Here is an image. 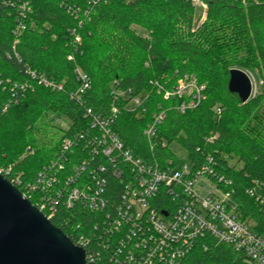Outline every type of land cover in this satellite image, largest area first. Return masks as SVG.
Masks as SVG:
<instances>
[{"label": "trees", "instance_id": "1", "mask_svg": "<svg viewBox=\"0 0 264 264\" xmlns=\"http://www.w3.org/2000/svg\"><path fill=\"white\" fill-rule=\"evenodd\" d=\"M26 1L30 10L23 20L13 5L0 4V170L10 169L2 175L9 181L17 176V188L25 193V186L34 184L57 155L64 175L80 159H88L79 186L82 181L92 184V193L105 202L104 210L82 202L69 209L57 200L53 225L73 243L81 237L89 240L86 249L94 264H113L116 233L102 222L105 213L116 215L124 176L115 177L104 157L92 158L83 141L61 149L65 139L91 133L85 109L106 113L114 105L120 112L113 131L125 148L162 168L165 160L178 163L170 150L173 144L185 150V161L194 168L211 157L217 173L232 181L227 190H233L243 219L252 220L256 232L264 234V215L245 194L255 188L264 195V0H200L202 13L189 0ZM18 19L25 30L16 35ZM76 68L90 81L80 103L71 98L78 86ZM231 69L263 82L246 103L228 90ZM185 76L204 90L196 107L181 112L190 98L164 100L154 84L171 91ZM42 78L61 89L44 86ZM116 92L126 95L116 98ZM139 95L145 97L144 113L127 108L130 96ZM160 112L165 117L150 151L144 128ZM56 122L64 132L58 142L52 136ZM31 194L29 201L37 207L48 197L40 188ZM178 264L249 263L207 236Z\"/></svg>", "mask_w": 264, "mask_h": 264}, {"label": "built area", "instance_id": "2", "mask_svg": "<svg viewBox=\"0 0 264 264\" xmlns=\"http://www.w3.org/2000/svg\"><path fill=\"white\" fill-rule=\"evenodd\" d=\"M189 1L194 5L200 3V0ZM0 4L13 5L18 13L17 17L21 20L25 19V13L30 10L26 0H0ZM19 19L16 35L25 30L24 23ZM75 41L79 42V39L76 38ZM28 73L32 79L36 77L34 72ZM74 75L78 86L71 98L80 103L90 81L88 75L79 68L75 69ZM247 75L251 82L252 98L257 93V87L262 86L263 82L256 84L253 76L248 73ZM40 82L53 90L61 89L44 78L40 79ZM154 85L164 100L171 97H189V101L180 106L181 112L186 108L196 107L203 99L204 86L197 85L192 77L180 78L171 91L165 90L157 83ZM125 95L124 92L115 93L116 98ZM144 100V95L130 96L127 108L132 111L141 109L144 113ZM119 112V108L114 105L106 113L95 112L91 108L85 109L84 116L89 120L91 133H79L73 139H65L61 149L65 152L77 141H83L92 158L104 157L115 177L124 176V190L116 208V215L107 212L102 222L109 231L116 233L114 247L111 249L110 244L105 245L107 250L111 249L112 263L178 264L196 243L208 236L218 244L229 246L249 264H264V234L256 232L252 220L243 219L233 201V190H227L232 181L217 173L213 159L208 157L206 162L197 168L187 161L173 164L171 160H165L162 168L154 159L143 160L125 148L113 131ZM220 112L217 108L216 113ZM164 117L163 112L154 114L152 121L144 128L143 134L150 151L155 148L156 129ZM216 137L215 135L213 138ZM161 145L164 147L165 143L162 142ZM89 163L88 159H80L79 164L72 167V173L64 175V165L57 155L55 160L38 173L34 184L25 186V193L22 194L29 200L31 193L38 188L47 192L48 197L41 198L40 206H34L42 212L48 210L50 215L43 213L49 220L57 200L60 199L69 209L82 202L88 203L89 207L95 210H104L105 202L96 197L97 193H92V184L84 185L85 182L82 181L79 186ZM9 171L10 169L5 172L0 170V174L8 175ZM61 173L63 176L60 178ZM9 182L15 187L20 184L17 176ZM245 194L254 199L258 210L264 215V195L256 192L255 188H248ZM74 244L86 251L87 263L94 264V255L88 254L86 249L89 240L81 237Z\"/></svg>", "mask_w": 264, "mask_h": 264}, {"label": "water", "instance_id": "3", "mask_svg": "<svg viewBox=\"0 0 264 264\" xmlns=\"http://www.w3.org/2000/svg\"><path fill=\"white\" fill-rule=\"evenodd\" d=\"M228 90L246 103L251 95L247 73L231 69ZM0 264H88L86 251L1 174Z\"/></svg>", "mask_w": 264, "mask_h": 264}, {"label": "rangeland", "instance_id": "4", "mask_svg": "<svg viewBox=\"0 0 264 264\" xmlns=\"http://www.w3.org/2000/svg\"><path fill=\"white\" fill-rule=\"evenodd\" d=\"M194 6H196L198 13H202L204 7L202 6L201 2L198 3V4H195ZM137 31L140 32V33L142 32L140 29H137ZM253 78H254L256 84H258L259 81L255 77H253ZM258 87H260V86H258ZM258 87H257V90H258ZM55 127L56 128L53 130L52 136H53L54 142H58L60 140V138L63 137L64 132L61 131L60 129H58L59 128V124L57 122L55 123ZM170 150L175 155L177 161L180 164L185 162V160H186V152H185V150L182 147H180L177 144H173V145L170 146ZM208 185L210 186L209 183H208ZM206 190H208V188H206Z\"/></svg>", "mask_w": 264, "mask_h": 264}]
</instances>
